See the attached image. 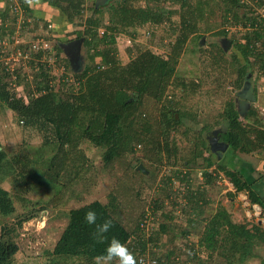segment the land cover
<instances>
[{"label":"trees","instance_id":"trees-1","mask_svg":"<svg viewBox=\"0 0 264 264\" xmlns=\"http://www.w3.org/2000/svg\"><path fill=\"white\" fill-rule=\"evenodd\" d=\"M28 1L19 0L21 9H29ZM41 1L51 9L58 10L67 25H76L74 38H83L82 46L86 49L88 63L80 70L75 69L57 45L52 50L58 61L55 59L57 62L54 61L47 69L43 67L45 63L42 61L48 51L34 49V43L39 37H33L30 41L24 40L23 43L18 41L14 50L30 55L25 63L32 69L34 87L28 83L27 76L3 66L0 69V102L16 115L20 125L37 131L42 145H56L45 170L39 176H44L46 183L54 185V189L58 187L57 192L52 194L50 206L55 207L56 200H61L62 188L65 190L74 185V182L77 183L79 172L82 174L88 171V158L80 146L83 141L100 149L104 169L115 181L113 191L106 196L107 203L94 200L69 210L67 223L53 250L47 253L48 261L44 264H94V258L103 253L108 240L101 243L94 239L95 225H88L84 221V215L89 209L96 211L97 223L106 219L112 221V227L106 234L108 239L115 237L126 245H135V250L132 251L135 258V251H142L146 245L142 240L144 238L139 224L150 199L141 196L140 181L134 177L142 178L147 172H154L152 166L145 168L142 160L149 159L152 163L164 153L168 164L174 166L180 162L184 167L195 166L198 159H202L203 163L207 162L208 167L215 165V169L224 173L236 192H245L252 204L261 205L260 199L240 171L233 170L221 160L214 164L209 158L211 154L203 158V151L199 150L198 145L205 144L200 139L205 128L196 132L192 127H187L180 132L184 128L185 120L197 124L198 119L195 113L183 111L179 100L175 101L177 94L185 95L189 85L195 87L194 82L187 85L184 80L175 78V72L190 38L202 37L201 32L205 33L225 23L231 26L248 25L251 35L244 36V42L236 41L234 37L227 40L230 48L234 47L242 59L241 61L233 54L230 61L236 67L235 87L240 90L247 80L250 83L252 75L264 74L262 17L246 18L245 14L240 15L238 10L243 4L239 0H214L213 2L217 1L214 4L216 6H211L212 0H108L98 8L95 7V1L88 8L86 0ZM220 4H224V9H220ZM263 4L264 1L259 0L257 7ZM8 11L7 6L0 13L1 21L7 17ZM211 20L213 21L210 22ZM45 24L48 25L46 22ZM160 29L171 36L169 42H166L164 52L147 49L137 52L125 64L119 61V41L123 42V46L128 45L127 40L134 44L137 33L147 35ZM13 33L14 30L5 31L0 27L2 38L8 39ZM214 35L226 37L227 31L222 28L214 32ZM210 51L213 64L224 69V55L227 51L224 46L214 45ZM62 65L65 66L63 73L54 72L55 66ZM13 83L20 87L19 92H16ZM187 95L188 93L185 96ZM236 107L235 101H228L220 115L222 121L227 123V127L220 134L222 141L228 145L223 155L231 153L235 156L237 152L264 154V129L261 128L263 117L250 105L243 115L245 122L242 123ZM250 118L253 120L250 121ZM192 132L196 134L194 139L190 138ZM174 134L184 137L181 142L185 141L189 145L186 155L179 156ZM140 147L141 160L135 156L136 148ZM204 149L209 152L208 146H204ZM10 167L8 155L0 143V181L13 175ZM69 171H75L76 176L73 175V179L70 178L67 182L66 179L65 182H60ZM202 175L203 187L196 193L187 189L184 195L187 206L182 207L189 212L190 209L193 210L192 207L198 209L196 216L200 217L201 223L206 221L205 210L211 204V199L207 197L208 188L216 187L215 182L220 178L218 173L213 175L207 171H203ZM196 178L187 170L178 172L180 184L191 185ZM19 179L18 186L24 189L28 183L25 175ZM154 179L152 177L151 181L154 182ZM166 180L172 181L169 178ZM161 191L165 192L166 188L163 187ZM172 194L174 192L170 190L169 196ZM138 200L141 202L140 206L136 203ZM153 202L157 214L161 203L158 200ZM129 207L131 210L137 209L138 215L134 218L130 215L124 219L123 209L126 208L127 212ZM14 210V200L10 192L0 186V216L11 215ZM32 215L30 212L17 218L16 224L12 223L11 227L0 223V264H11L12 258L19 251L14 234L16 228H21L22 223ZM42 217L41 214L39 218ZM193 221L192 216L188 218L189 224H193ZM166 225L164 222L158 224L151 237L155 243L158 234L171 232ZM246 226V223L234 222L224 207H218L217 212L205 223L196 245L189 248L190 252L194 253L197 249V252L204 251L207 255L206 261L216 255L224 259L225 264L242 263L249 257L256 242L264 244V230L261 225L253 223L250 228ZM177 232L174 235L185 239L187 232ZM177 250H170L163 256H158V259L163 258L167 264H173L174 257L181 253L179 248ZM186 255L194 264H207L196 253L191 258L188 253Z\"/></svg>","mask_w":264,"mask_h":264},{"label":"rangeland","instance_id":"rangeland-1","mask_svg":"<svg viewBox=\"0 0 264 264\" xmlns=\"http://www.w3.org/2000/svg\"><path fill=\"white\" fill-rule=\"evenodd\" d=\"M93 1L95 0H88L86 2L87 8L91 6ZM114 1L115 0H109L108 2ZM213 1L214 0L211 1V6H216L214 4L217 1ZM239 1L243 4V7L238 10L240 15L245 14L246 18L262 17L264 23V4L257 7L259 0ZM220 9H224V4H220ZM249 10H251V12ZM16 17L18 18L19 15ZM22 18L23 21H19L17 19L15 20V25L13 26L14 33L10 36V38L5 39V37H0V47L3 49V60H0V69L4 66L8 67L9 70H16L20 75L27 76L28 83L34 87L33 72L32 69L28 68V64L24 61L13 62V60L10 59L17 44L14 42L17 40L23 43L24 40L30 41L33 37L47 39L51 48L50 64H54L53 58H57L55 57L52 48L59 45V41L61 40L66 42L73 39L75 36L74 30H77V27L76 25L67 26V24L64 25V23L58 24V16L54 17L53 21H50V24L48 23V25H50L49 29L47 28L45 21L35 20L32 16L24 14ZM79 21L81 20H78L77 22ZM212 21L213 20L210 22ZM222 28L227 31L226 37L214 35V32ZM137 34L138 37H136L135 43L129 45V47L128 45L123 46L122 41L118 42L120 45L118 47V58L123 64L134 58L139 51L148 49L158 53L164 52L166 42H169V39L171 38L169 34L164 33L161 29L155 33L147 35L141 32ZM200 35H202V37L190 38L184 47L176 67L175 78L177 77L178 79L184 80L187 85L194 82L195 87L189 85L185 93V95L187 93L188 95H184V98L183 93L180 95L177 94L175 101L179 100L183 108L182 110L189 113H195L196 118L198 119L197 124H193L192 122L185 120L183 125L184 128L180 130V132L187 127H190V129L192 127V129L196 132L205 128L200 138L203 142H205V144L200 146L199 141L195 140L196 143H199V150L203 151V158H207L211 154L209 158L213 160L214 164H217L221 160L224 164L226 163L228 166L232 167L233 170H236V165L233 166V164H230L227 156H225L222 160L223 153H221V145H219L222 141H219L217 138V140H213L211 142L208 141L206 137L213 134L220 136V134L224 131V128L227 127V123L222 121L220 115L224 111V106L228 101H235V94L238 91L234 84V79L236 78V67L232 65L230 61L233 54H236L240 59L241 57L234 47L230 48L229 44L224 55V69H221L213 64V58L210 55V50L214 45L223 46V41L225 42L233 37L236 41L238 40L239 42H244V36H250L251 29L248 25L243 26L242 24H236L231 26L229 23H225L224 25H217L205 33L201 32ZM162 36L164 39H162ZM258 48H260V46ZM57 61L55 60V62ZM77 62L80 68H84V66L88 63L87 52L83 46L81 47V54L76 63ZM46 64L47 63L44 65L46 66ZM44 65L43 67H45ZM46 68L48 69L47 66ZM57 68L58 66L53 68L54 72L61 74V71ZM29 74L31 75L30 77L28 76ZM250 85L252 87L253 98H257V102L252 101L250 105L257 110L259 116L263 117L261 128L264 129V110L261 109L264 106V74L256 73L252 75ZM259 87L262 88L260 92ZM172 92L173 89L170 90L171 94ZM255 102L257 103V106L255 105ZM251 120H253V118H250V121ZM241 122H245L243 117ZM195 135L196 134L193 132L192 134L190 133V138L194 139ZM171 136H173V133ZM174 137L177 141L179 156L186 155L189 150V145L186 144L187 142L184 143L185 141H183V143L181 142V139L184 140V137L181 138L180 135L176 136V134H174ZM0 143L8 155V160L11 164L10 169L13 170V175L0 181V186L10 192L14 200L15 207V210L11 215L6 217L0 216V223L11 227L12 223L16 224L17 218L24 217L30 212L33 214L32 217L22 223L21 228H16V233L14 234H16V242L18 244L19 251L12 258L11 264H44L48 261L47 253L53 250L60 233L67 223L69 210L94 200L107 203L106 196L108 193L113 191L115 181L110 178V173L104 169L100 149L93 147L86 141H83L80 146L88 158V163L86 164L88 171L82 174L79 172V177L76 180L77 183L74 182V185L72 184V186H68L65 190L62 188L60 190L62 191L61 200H56V206L52 207L50 206V201L53 200L51 197L53 192H57L58 187H56V185V188L54 189V185H50L48 182L46 183L44 176H39H41L40 173L45 170L48 160L53 154L52 152L55 151L56 145H42L37 131L31 127L20 125L16 115L9 111V109H7V107L1 102ZM210 144L218 147H215L216 151L214 153L210 150ZM204 146H208L209 152L204 149ZM141 150L142 147H140V149L136 148L135 151V156H137V158L139 157L140 160L142 159V157L140 158ZM218 153L220 155H218ZM255 153L263 159L262 152ZM255 153L243 154L237 152L235 156L241 161L243 159H247V161L251 164L257 166L259 158L253 155ZM218 156L220 157L218 158ZM166 158L167 157H165L164 153L160 155V160L154 159L152 163H150L149 159L142 160L145 168L149 169L150 166H152V171L153 168L155 171L150 173L147 172V174H145L142 178L139 176L134 177L137 181H140L141 196L146 198L148 197V199L151 200L160 201L161 204L157 210L158 223L164 222L167 224V228L171 231L166 234H158L159 237L156 241L157 250L155 251V254L163 256V254L170 250L176 251L179 246H186V251L190 258L196 253L199 257L203 258L207 264H225V260L217 257L216 255L213 256L211 260L206 261L205 259L207 258V255L204 251L197 252V249L195 253L190 252L189 248H191L193 244L196 245L199 235L203 232L207 221H203L202 223L200 222V217L198 218L196 216L199 210H196L194 207H192L194 211L190 209L193 214L189 212V210L186 211L185 209H182V207L187 206V201H185L184 196H182L186 187L178 181V172L188 169H198L199 171L212 172L213 175L216 173L220 175V178L217 177L218 179L215 182L217 188H208L207 197L211 199L212 203L205 210L204 218L206 220H209V218L217 212L218 207H224L231 214V218L234 222L246 223L247 228H250L251 224L255 223L257 218L264 220V215L262 214L256 217L254 216V211H247L245 213L247 216L244 215L246 200L243 199L244 195L240 194L243 192L231 191L228 185L230 182L227 177H225L222 171L215 169V165L208 167L207 162L203 163L202 159H198L197 165L195 166L184 167L181 166V162L174 166L172 164H168V160H166ZM259 161H261V159H259ZM132 166H135V163H132ZM158 169L159 171H157ZM129 174H131V172H129ZM22 175H25L26 181H28L27 186L24 187V189L18 186L20 181L19 178ZM73 175H75V171L73 173L69 171L68 174H66L63 179L59 181L65 182L66 179L67 182L70 178L73 179ZM152 177L155 178L154 182L151 181ZM166 178H169L172 181L167 182ZM197 180L191 184L192 186H189L188 189H190V191H195L197 189L199 184V181ZM135 187L139 188L138 185H135ZM163 187L166 188L165 192L161 191ZM27 188L31 189L27 190ZM170 190L171 192H174V194L169 196ZM136 203L140 206L141 202L138 200ZM132 207L134 208L135 204H133ZM125 209L126 208L123 209L124 219L130 215H132L131 217L133 218L137 217V209H132V211L129 207L127 212ZM41 214L43 217L39 218ZM191 216L194 220L193 224L188 223V218ZM262 224L264 225V223ZM263 225L262 229L264 230ZM175 232H187L185 239L174 235ZM256 250L257 252L260 253L261 251L262 253L260 248H256ZM178 251L179 250H177V252ZM186 251L176 255L178 259L176 264H183L189 260L186 255ZM74 262L80 263V261L78 262L77 260H74Z\"/></svg>","mask_w":264,"mask_h":264},{"label":"crops","instance_id":"crops-1","mask_svg":"<svg viewBox=\"0 0 264 264\" xmlns=\"http://www.w3.org/2000/svg\"><path fill=\"white\" fill-rule=\"evenodd\" d=\"M87 1L88 0H86V2ZM15 2H17V3L20 4L19 0H15ZM9 3H10V0H1L0 1V13L3 12V10L9 5ZM27 6L29 7V9H27V10H23L22 9L23 12H21V14H18L19 15L18 18L16 17L18 15L15 16L14 14H11L10 13V10H9V7H8V10L9 11H8L7 17L4 20H2V21H1V17H0V27L2 28V30H5V31L14 30L13 29V26L15 25V20L17 19L19 21H23L22 20L23 19L22 18L23 17V14L24 15H28V16H32L33 18H35V20H42V21H45L46 23H49V24H50V21H53V18L54 17H57L58 16V18H57V21L59 22L58 24H61V23L62 24L64 23V25L66 24V22H65V20H64V18L62 16V14L58 10L51 9L50 6H48L46 3H43L41 0H29L28 3H27ZM62 42H63L62 40L59 41V43H62ZM75 69L80 70L82 68H80V66H78ZM260 90H262L261 87H259V92H260ZM238 92L239 91H237V93ZM237 93L235 94L236 95V97H235V103L236 104H237V102H239L238 101ZM254 101L257 102V98H255ZM256 102H255V105L257 104ZM261 109L264 110V106ZM242 117L243 116H240V120L242 119ZM226 155H227V158L229 160L228 162L230 164H233V166L236 165V170L240 171V173L244 176V178L250 184L251 190L255 192V194L257 195V197L261 201V205H259V204H255V203L252 204L248 200L249 203L244 206V209H245L244 210L245 211L244 212V215L247 216L245 214L247 211H260L261 212L260 214L261 215L262 214L264 215V176H262V174L264 175V168H263V165H264V154H262L263 159L257 153L253 154L255 157L261 159V161H259V159H258V162H259L258 164L259 165L256 163L257 166L251 164L249 161H247V159H243L241 161L238 157L234 156L231 153H227ZM226 155L224 154L223 157L225 158ZM230 157H233V158H230ZM228 167H230V166H228ZM230 168H232V167H230ZM187 171H189L192 174V176L194 175L195 178H196L197 174L199 172H201V170L199 171L198 169H194V170L193 169H188ZM197 179L198 178H196V180ZM197 181H199L198 182L199 184L197 186V189L195 190V193L198 190H200L203 187V184H204L203 183V180L202 181L197 180ZM189 186H190L189 184L185 185L186 189L184 190V194H182V196L185 195V193H186L187 189L189 188ZM189 191H190V189H189ZM239 196H240V194H239ZM247 199H248V197H247ZM255 223L260 224L261 227H262V225H263L262 223H264V220H262L261 218H257L255 220ZM256 248H260L262 250V253H261V251H260V253L257 252ZM250 252L252 254L250 253L249 257L246 258V260H244L242 263H238V264H264V244H262L261 242H256L255 245L253 246V249H251ZM186 264H194V261H192V260L189 261L188 260L186 262Z\"/></svg>","mask_w":264,"mask_h":264},{"label":"built area","instance_id":"built-area-1","mask_svg":"<svg viewBox=\"0 0 264 264\" xmlns=\"http://www.w3.org/2000/svg\"><path fill=\"white\" fill-rule=\"evenodd\" d=\"M18 4L19 3L15 2V0H13V1L10 0V3L8 5L10 13L14 14L15 16L18 14H21V12H23L21 9V6ZM46 26L48 29L50 28V25H46ZM5 39H7V37H5ZM17 42L18 41L16 40L14 43L16 44ZM126 42L128 45H131V42L129 40H127ZM34 49L35 50L41 49L43 51H48V53L43 58L42 62L47 63L46 66L49 67L50 66V44H49V41L47 39H43V38L39 37L34 43ZM29 58H30V55L28 53H23L19 50H13V54H12L10 59L13 60V62H20V61L27 62L29 60ZM6 59H8V58H6ZM0 60L1 61L3 60V49H1V47H0ZM53 61H55V58H53ZM57 69L60 70L61 73H63L65 71L64 66H59ZM12 70L13 69H11V71ZM14 78H13V80H14ZM12 85L14 88H16V92L20 91L19 86H16L15 83H13ZM202 173L203 172L201 171L197 174V178L199 180H202V178H203ZM228 185H229V189L231 191H235V188L233 187V185L231 183H228ZM240 194L244 195L243 199L246 200L245 205H247L249 203V201L246 197L247 196L246 193L243 192ZM153 201L154 200H151V199L148 200L147 205H146L144 212H143L141 219H140L139 227L141 229V235L144 238L142 240H144L146 242V245L142 251L139 249L135 251L136 256L134 259L137 261V264H160L159 261H161L162 264H167L166 260H164L163 258L161 260L158 259L159 258L158 256H160V255L155 254V251L157 250V245L151 238L153 236V234L155 233V231L157 230V226L159 224L158 223V216H157V214H155V211L153 208V205H154ZM260 213H261L260 211H254V215L256 217L260 216L261 215ZM184 243H185V240H184ZM127 247L131 251L135 250L134 244L129 243L127 245ZM179 249L181 250V252L186 251V246H179ZM177 262H178L177 257H174L173 264H176ZM113 264H116V262H114Z\"/></svg>","mask_w":264,"mask_h":264},{"label":"clouds","instance_id":"clouds-1","mask_svg":"<svg viewBox=\"0 0 264 264\" xmlns=\"http://www.w3.org/2000/svg\"><path fill=\"white\" fill-rule=\"evenodd\" d=\"M84 221L88 225H95L93 237L97 242L103 243L106 239L108 240L103 253L94 258V264H113V262H116V264H137L133 252L126 244L115 237L107 238L106 234L112 227L110 219L97 223L96 211L89 209L84 215Z\"/></svg>","mask_w":264,"mask_h":264},{"label":"water","instance_id":"water-1","mask_svg":"<svg viewBox=\"0 0 264 264\" xmlns=\"http://www.w3.org/2000/svg\"><path fill=\"white\" fill-rule=\"evenodd\" d=\"M108 0H95V7L98 8L99 6H103L105 3H107ZM83 38H76L67 42H62L59 44L60 49L62 50L63 54L66 56L68 59L70 65L74 68H77L78 60L80 54H81V47L83 43ZM224 49L227 50V46L230 44L229 41L223 42ZM251 85L248 82V80L244 83L242 90H240L237 93L238 96V101L237 102V110L240 116H243L244 113H246L247 108L250 106L252 100H253V95H252V89ZM220 146V150L222 151L221 153L225 152L228 145L224 142H222ZM215 145L210 144V150L212 153H214L215 150ZM218 148V147H217ZM220 156H218L219 158ZM141 168V167H139ZM258 209V208H257Z\"/></svg>","mask_w":264,"mask_h":264},{"label":"flooded vegetation","instance_id":"flooded-vegetation-1","mask_svg":"<svg viewBox=\"0 0 264 264\" xmlns=\"http://www.w3.org/2000/svg\"><path fill=\"white\" fill-rule=\"evenodd\" d=\"M73 39H75V38H73ZM72 39V40H73ZM70 41V40H69ZM240 90H242V88L240 89ZM240 90H238V91H240ZM252 101H254V98H253V100ZM207 138V140L208 141H213V140H217V138H218V140L219 141H222V138H221V136H218V135H216V134H213V135H211V136H208V137H206ZM223 142V141H222ZM218 155H220L219 153H218Z\"/></svg>","mask_w":264,"mask_h":264}]
</instances>
